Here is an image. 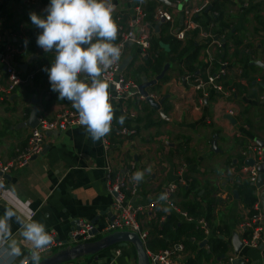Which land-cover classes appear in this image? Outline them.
<instances>
[{
	"label": "crops",
	"instance_id": "obj_1",
	"mask_svg": "<svg viewBox=\"0 0 264 264\" xmlns=\"http://www.w3.org/2000/svg\"><path fill=\"white\" fill-rule=\"evenodd\" d=\"M214 1L216 5H221L225 16L231 18L229 22L232 26H219V10L218 16L210 19L207 27H204V21L206 17H211L209 12L205 16L199 15L197 19L203 26L202 31H208L215 38L222 39V43L225 42L224 59L227 61V74L221 84L227 95L220 94L211 86L198 90L194 88V79H188V75L199 78V74L206 76L208 71H216L218 56L223 52L222 49L211 64L208 63L205 40L200 34L194 38L191 34L189 39H194V42L202 46L196 62L192 64L199 73L193 74L185 67L186 59L179 63L166 62L169 65L164 74L167 75V79L160 83L157 90L153 89L160 80L146 87L147 93H156L157 102L163 100L160 108L164 118L152 106L148 114L145 110L147 105L143 106L146 99L127 104L128 110L136 113L135 117H128L125 113H121L119 101L112 98L115 114L112 126L122 125L118 120L123 115L128 119L130 126L127 134L118 135L111 130L106 137L96 142H93L86 133L84 126H72L47 134L42 152L33 157L26 166L14 168L6 176L4 199L0 201V216L4 215L6 207H11L17 211L21 219L26 220L31 217L32 220L44 224L46 231L53 234L55 240L64 243L63 247H65L74 244L70 232L78 221H94L96 227L100 228L109 218L108 210L112 195L105 187V172L109 163L114 169L132 165L131 176L135 172L151 168L150 173L145 171L144 179L137 184V194L133 197L135 205L143 206L157 197L167 182L179 176L181 166L184 167L183 174L185 177L186 173V178V171L195 168L192 177L202 191L217 189L216 197L220 201L215 208L214 223L228 228V235L224 236L228 244L226 253L221 258L211 257L203 264H229L226 259L232 253L237 255L238 264H264V250L245 246L242 241L246 234L241 227L245 210L238 200L239 197L235 199L233 196L236 180H233L235 169L231 167L235 164L238 166L249 164L250 160L243 163L244 149L249 143L264 138V100L262 99L264 20L260 23L256 18L258 14L250 10L253 4H261L259 14L264 19V0ZM112 2L115 5L113 18L119 28L115 41L118 44L120 33L128 26L133 5L126 0H112ZM141 2L145 9V22L151 26L152 36L162 37L161 42L167 44L169 49L162 48L172 56L174 53L169 51V43L170 40L176 39L169 33L170 26L168 23H157L153 17L156 7L173 9L177 0H141ZM49 4L50 0H39V4L35 6L24 5L20 0H2L0 34L4 30H12L18 37L31 40L28 24L23 18H30L31 12L46 16L44 10ZM243 6H247L244 11ZM17 13L20 14V25L15 31L11 22ZM5 24H8V27H4ZM156 26L158 31L155 30ZM41 33L42 29H39L36 39L26 46L23 42V49H18L14 55V63L18 69L20 64L35 56L25 71L19 69L23 76L32 74V78L16 87L10 96L4 98L0 96V159L4 161L14 157L26 146L32 125L39 117L52 119L63 108L75 109L72 102L59 99V94L51 91L49 76L42 69L51 67L55 59V50L45 53L37 45V37ZM19 40L20 38L15 40L17 48L22 43H19ZM235 40L238 46H234ZM1 47L3 44L0 43ZM27 48L34 50V53L27 54ZM152 50L154 51L153 46ZM150 55V59L158 56L156 52ZM148 57L143 56L138 47L128 44L122 49L119 63L122 71L127 75L139 70L136 79L141 83L143 76L148 80L156 77L151 71L143 70L146 66L144 61ZM81 78L85 77L82 75ZM6 83L4 66L0 62V85ZM229 109L235 111L232 115L235 123L226 118ZM159 128L165 129L167 135L155 136L156 132L152 131ZM106 139L108 143L105 142ZM168 139L171 141L169 142ZM213 141L215 148L212 146ZM181 144L183 147H180ZM183 151L187 153L182 154ZM189 152L193 153L191 157ZM177 154L182 160L187 156L192 160L181 166H175ZM256 196L261 206L264 188L258 190ZM176 200L179 201L177 196ZM157 208L152 212L144 209L145 212L139 215L142 227L145 228V224L155 218V213L159 212ZM11 227L13 238L20 243L24 255L8 260L0 250V264H20L31 249L30 243L24 241L20 235L21 225L16 223L15 219ZM235 238L242 244L239 251H235L233 246ZM205 241L207 244V240ZM58 249L61 248H51L41 253V259L50 256ZM116 250L119 251L118 255H115ZM187 252L195 254V252ZM187 252L182 254V261ZM136 261L135 251L127 245L114 246L97 255L84 256L64 264H136Z\"/></svg>",
	"mask_w": 264,
	"mask_h": 264
},
{
	"label": "built area",
	"instance_id": "obj_2",
	"mask_svg": "<svg viewBox=\"0 0 264 264\" xmlns=\"http://www.w3.org/2000/svg\"><path fill=\"white\" fill-rule=\"evenodd\" d=\"M1 1L2 0H0V4ZM20 1L27 6L39 4V0ZM126 1L132 2L133 12L128 20L127 28L120 33L118 44L123 46L122 49L128 44L134 45L140 49L143 56L148 57L152 49L153 34L150 30L151 26L145 22V9L141 0ZM212 2H214V0H177L173 9L156 7L153 18L159 24L168 23L170 26L169 33L171 37L177 41L184 42L189 39L193 31H197L206 42L207 61L212 62L216 55L222 51V39L215 38L209 32L202 31L203 26L197 19L199 15L203 14V11L208 12L210 10ZM246 7L247 6H243L242 10L244 11ZM238 8L240 10L239 5ZM210 14L211 17H216L217 11L210 12ZM11 31L4 30L3 33L0 34V43L3 44V47L0 48V62L4 66V73L7 79L6 85H0L1 98L10 96L16 87L28 82V80L32 78V74L23 76L14 63V55L18 48L12 41L16 42L15 40L19 37L15 32ZM226 74L227 63L223 62L218 66L216 71L213 73L208 72L204 80L197 78L194 88L202 90L205 86H211L220 94L227 95L221 84L222 77ZM105 76L109 82L111 97L119 101L121 113H125L128 117H135L136 113L133 110H128L127 104L135 100L144 101L146 99V96H143L139 91L140 83L128 77L122 71L119 62L114 65ZM82 79H85L86 82H90L86 77ZM148 97L157 101L158 96H156V93H148ZM262 99L264 100V91L262 93ZM234 113L235 111L232 109L226 112V114L229 115H234ZM78 120V112L76 109L71 108L61 109L52 119H46L44 117L38 118L37 124L31 130L26 146L19 150L17 154L9 160L4 161L0 159V183L4 185V188L0 189V201L4 199L7 181L6 176L10 171L14 168L26 166L33 157L42 152L45 146L47 133L62 131L72 126H82L78 123ZM120 133L127 134L128 130L122 128L120 129ZM261 140L264 141V138ZM105 142L108 143V140L106 139ZM242 155L243 163L250 160L251 164L239 166L240 169L238 172L241 175L240 178L241 180L250 182L255 188V195H257V191L264 188V179L262 185L260 187L257 186L259 176L258 168L264 161V145L251 142L246 146ZM132 169V165L114 169L112 164L109 163L105 172L106 191L112 195V202L108 210L109 218L105 220V224L100 228H97L93 222L88 220L78 221L74 224L70 232L74 244L94 241L114 231L135 232L143 243H145L148 231L141 226L139 215L145 212L144 209L152 212L158 206H160L157 208L159 212H165L161 215L160 219L163 220L166 214H175L180 221L189 223L194 222L196 226L203 230L207 238L210 236L211 228L206 220L203 218L195 219L191 217L186 211L181 209L176 200V194L179 188L189 183V180L184 177L183 166L180 167L179 176L167 182L159 192V195L150 200L146 206L134 204L133 197L137 194L138 186L137 183L132 180L130 173ZM161 195H166L167 199L161 201L159 199ZM165 208L167 211L164 210ZM244 210V220L241 227L243 228L242 230L247 233V236H245L242 241L245 246L257 248L263 243L264 212L258 200L254 203L252 210L250 208H244ZM95 229L97 230L96 232H94ZM55 241L56 242L51 248H62L64 246V243L61 241ZM147 253L150 264H184L181 258L183 254L182 244H175L172 247L156 252L147 251ZM118 254L119 251L116 250L115 255ZM226 260L229 264H238L236 263L237 255L234 253L228 255Z\"/></svg>",
	"mask_w": 264,
	"mask_h": 264
},
{
	"label": "clouds",
	"instance_id": "obj_3",
	"mask_svg": "<svg viewBox=\"0 0 264 264\" xmlns=\"http://www.w3.org/2000/svg\"><path fill=\"white\" fill-rule=\"evenodd\" d=\"M114 10L112 0H50L44 10L46 16L29 13L32 24L42 29L37 45L45 53L55 50L51 67L42 69L49 76L51 91L58 93L59 99L72 102L79 115L78 123L93 142L111 132L115 115L105 76L122 55L123 46L115 43L119 28L113 18ZM27 43L25 40V46ZM118 123H124L123 116ZM145 171L150 173L151 168ZM145 171L135 172L132 180L139 184ZM3 188L0 183V189ZM159 199L166 200L167 196L161 195ZM14 219L21 225L20 235L31 245L20 264H40L41 253L54 245L55 236L31 217L21 219L11 207H6L0 216V250L4 257L11 260L24 255L20 243L13 238Z\"/></svg>",
	"mask_w": 264,
	"mask_h": 264
},
{
	"label": "trees",
	"instance_id": "obj_4",
	"mask_svg": "<svg viewBox=\"0 0 264 264\" xmlns=\"http://www.w3.org/2000/svg\"><path fill=\"white\" fill-rule=\"evenodd\" d=\"M260 9H261V4L259 3L253 4L252 7L250 8L252 12H255L256 14H258L256 18L261 23L264 19L259 14ZM26 10H30V9L26 8ZM218 10L220 13V16L218 18L219 26L220 27L232 26V24H230L231 18L228 16H225V11L223 10L220 4L216 5L215 1L212 2L210 10L208 12L210 13L213 11H217V15H216L217 17ZM205 15H207V12L203 11L202 16H205ZM216 17H210V16L206 17L204 21V27H207V24L210 19L216 18ZM25 22L28 24L27 26L30 30L29 37L31 40L28 41V43H30L32 42V40L34 41L36 39L39 28L35 27L32 24L29 17H26ZM17 23L18 22H14V24H11L12 28L15 31L17 27L20 25V24L18 25ZM5 25L6 26L4 27H8V24H5ZM192 35L194 38L196 35H198V32L193 31ZM155 37H153L154 41L152 40V43H153L152 46L154 48V51L152 50L151 53L156 52L158 56L153 59H150L151 55H149V57L144 61L146 66L143 67V70H145V72L151 71L152 75L157 76L158 74L161 73L165 64H167L166 62H170V63L178 62L179 63L180 61H183L185 59H186L185 67L193 74H195V72H198L195 66H193L192 64L196 62V59L198 58V54L202 46H199L197 42H194L193 41L194 39H187L184 42L177 41V40H170V43H169L170 50L169 51H172L174 53L172 54V56H170L169 52H165V50L160 46V42H161L160 39H162V37L160 38H155ZM19 38H20L19 43L21 42L22 43L18 47V49L22 50L23 45H24L23 42L26 40V38L24 37L23 38L19 37ZM13 43L16 44L17 42H13ZM238 45L239 44L236 43V40H235L234 46H238ZM224 47H225V42H223V45L221 46V48L223 49V52L220 54L218 53L219 54L218 66H220V64L223 62L227 63V61L224 59L226 57V54L224 53V50L226 48ZM26 50H27V54L31 55L34 53V50H32L31 48H27ZM208 63L211 64V62H208ZM202 65L205 66V64L203 63ZM180 72L182 73L181 70ZM46 74L44 73V75ZM188 76H189L188 77L189 80L194 79L195 81L198 78L195 75H188ZM199 76H200L199 78L203 80L206 78L205 75L201 76L199 74ZM234 76H235V79H237L236 75ZM166 79H167V75H164L163 78L159 81V83L158 82H157L158 84L156 83L154 90H157L160 87L159 86L160 83L164 82ZM263 105H264V102H263ZM143 106H146L145 110H147L148 114H150V111H151L150 104L145 102ZM128 127H130L128 125V119L124 117V124L122 125L114 124L112 126V132L118 135H121L120 129L126 128L127 130H129ZM180 147H183V145L181 144ZM242 159H243V156H242ZM191 160L192 159H190L189 157L184 158V161L186 163L191 162ZM231 167H234L235 169L233 180L234 181L236 180L235 188L238 191V197H239L238 200L240 204L243 205L244 208H250L252 210L254 203L257 202L258 200L257 196L254 193L255 188L247 180H241L240 178L241 175L238 172V170L240 169L238 164H235ZM193 169L195 168H191L190 170L186 171L187 179L189 180V183L187 185L181 186L179 188L178 193L176 194L177 198H179L178 204L181 207V209L186 211L188 215H190L191 217L195 219L203 218L204 220H206L209 227L211 228L212 235L207 238L203 230L200 227L196 226L194 222L189 223L186 221H180L179 218L175 214H166L165 218L162 220L160 219L162 213L158 212V213H155V218H152L151 221L149 220L147 224H145V228L143 227L144 229H147L148 231V236L144 244H145L146 250L150 252H156L162 249H166V248L172 247L175 244H182L183 253L184 252L186 253L187 251L191 253L195 252V254H190L187 252L186 257L183 259L184 264H203L205 260H209L211 257L221 258L226 253L228 249V244H227V241H225L224 236L228 235V228L226 226H222L220 224L214 223L215 208L217 206V203L220 201L219 198L217 199L216 197L217 189L212 188V190H209V191H204V190L202 191V188L198 185L195 178L192 177L193 172H195L193 171ZM185 177H186V173H185ZM231 197L232 196H230V198ZM245 236H247V233L245 234ZM205 238H207L206 247L205 246L201 247L200 243Z\"/></svg>",
	"mask_w": 264,
	"mask_h": 264
},
{
	"label": "water",
	"instance_id": "obj_5",
	"mask_svg": "<svg viewBox=\"0 0 264 264\" xmlns=\"http://www.w3.org/2000/svg\"><path fill=\"white\" fill-rule=\"evenodd\" d=\"M155 30L158 31V26L155 27ZM160 46L165 48L166 50L169 49V46L167 44H164L160 42ZM35 59V56L30 57L27 62L20 64L18 67L19 69L25 71L28 67V65L32 62V60ZM169 65L165 64L163 70L160 74H158L153 80H148L146 77H142V82L139 85V91L143 96H146V102L150 104L154 109L158 110L159 114L164 118L163 112L160 108L161 103L163 100H160L159 102L151 99L148 97V93L146 91V87L148 85H152L156 83L157 81L161 80L168 69ZM226 118H228L232 123H235L234 117L230 115H226ZM35 120H33L34 122ZM38 121V120H37ZM32 122V124H33ZM37 122H34V126L32 125V128L35 127ZM51 133V132H50ZM49 134V133H47ZM259 145H264L263 140H255ZM212 146L215 148V141L212 142ZM251 164V162H248ZM259 176L257 180V186L260 187L262 185L263 179H264V161L259 166ZM233 196L235 199L238 198L237 191H233ZM262 210L264 212V199L261 202ZM94 223V221H91ZM97 230L95 229L94 232ZM206 244V241L204 240L201 242L200 246H204ZM131 246L136 255V264H150L149 256L147 253V250L145 248V244L140 239L137 233L132 231H114L107 235L102 236L101 238L85 242V243H76L73 245L65 246L64 248L56 250V252L52 253L50 256H47L40 260V264H64L70 261L77 260L79 258H82L84 256H90V255H97L103 250L109 249L114 246L118 247H125V246ZM233 246H235V251H239L242 247V244L239 243L238 239L233 240ZM260 250H264V229H263V243L259 246Z\"/></svg>",
	"mask_w": 264,
	"mask_h": 264
},
{
	"label": "rangeland",
	"instance_id": "obj_6",
	"mask_svg": "<svg viewBox=\"0 0 264 264\" xmlns=\"http://www.w3.org/2000/svg\"><path fill=\"white\" fill-rule=\"evenodd\" d=\"M18 7V6H17ZM18 9H19V7H18ZM20 14L19 13H17L16 15H15V17L13 18V20H12V22H11V24H14V22H18L17 24L19 25L20 24V22H19V16ZM234 16H238V14L236 15V14H233ZM25 19H26V17H24L23 18V20L25 21ZM139 70H136V73H129L127 76L128 77H130L131 79H133V80H135V81H138L136 78H137V75H139L137 72H138ZM148 75H150L149 73H148ZM170 75V74H169ZM139 77V76H138ZM146 77V76H145ZM150 78H152V76L150 75ZM154 90V89H153ZM151 93V92H150ZM153 93V92H152ZM161 132V133H158V132ZM162 131H164V133L162 132ZM153 133H155L156 132V135L155 136H157V137H160V136H165V135H167L165 132H166V130L164 129L163 130V128H159L158 130L157 129H154L153 131H152ZM152 137V136H151ZM168 141L170 142L171 140L170 139H168ZM180 145V144H179ZM180 149V148H179ZM178 150V149H177ZM187 152L186 151H183V153L182 154H186ZM189 154V157H191L192 155H193V153L192 152H189L188 153ZM177 163H175V166H181L183 163H185V161L184 160H182L181 158H180V156H179V154H177ZM188 157V156H187ZM143 223V222H142Z\"/></svg>",
	"mask_w": 264,
	"mask_h": 264
}]
</instances>
